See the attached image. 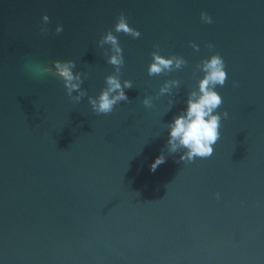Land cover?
<instances>
[{"label": "water", "instance_id": "obj_1", "mask_svg": "<svg viewBox=\"0 0 264 264\" xmlns=\"http://www.w3.org/2000/svg\"><path fill=\"white\" fill-rule=\"evenodd\" d=\"M120 15L140 32L113 31L133 87L95 115L87 96L114 71L97 41ZM157 50L187 63L148 76ZM212 54L228 115L210 157L180 162L163 125ZM53 60L84 74L79 103L47 74ZM169 79L168 111L156 94ZM0 264H264V0H0Z\"/></svg>", "mask_w": 264, "mask_h": 264}, {"label": "clouds", "instance_id": "obj_2", "mask_svg": "<svg viewBox=\"0 0 264 264\" xmlns=\"http://www.w3.org/2000/svg\"><path fill=\"white\" fill-rule=\"evenodd\" d=\"M46 24L49 20L47 15L41 17ZM203 23H212L211 17L206 13H200ZM63 31L62 25H57L55 33ZM123 32L133 38H138L140 32L130 27L124 15H120L113 29L107 31L98 41L97 47H109L105 51L106 63L113 66V74L104 78V87L95 97L87 96V103L95 115H106L113 111L114 107L121 102H128L129 99L125 90L133 87L129 79H121V67L124 64L122 48L118 39L113 35ZM194 50H199L198 46L190 42ZM212 47L211 44L208 45ZM187 61L179 55H169L167 57L159 54V51L151 53V62L147 66L148 76L167 74L178 71L185 66ZM25 70H38V65L29 60L25 64ZM76 63L72 60H53L51 66L46 69L47 74L58 77L63 82L65 94L75 103H79L87 95L82 88L84 74L74 71ZM196 69L202 73L195 88L186 93L184 106L176 115L164 124L166 131L165 150L169 155L178 154L179 161L191 162L195 158H207L213 154L214 146L220 138V122L222 117L226 118L227 112H219L217 109L222 104V97L215 90L217 86H223L227 74L225 64L219 54H212L206 59H202ZM28 72V71H27ZM30 73V72H28ZM33 76V75H32ZM36 77V76H33ZM180 82L177 79L165 80L159 87L157 96H167L168 111L174 104V89L179 88ZM153 97L145 95L141 101L145 108H152ZM165 162L164 154L157 156L151 163L149 170L155 171L156 168Z\"/></svg>", "mask_w": 264, "mask_h": 264}]
</instances>
